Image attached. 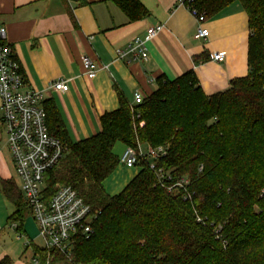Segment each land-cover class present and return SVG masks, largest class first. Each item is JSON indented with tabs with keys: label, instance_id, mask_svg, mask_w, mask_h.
I'll use <instances>...</instances> for the list:
<instances>
[{
	"label": "trees",
	"instance_id": "trees-1",
	"mask_svg": "<svg viewBox=\"0 0 264 264\" xmlns=\"http://www.w3.org/2000/svg\"><path fill=\"white\" fill-rule=\"evenodd\" d=\"M108 1L130 22L149 15L139 0ZM234 2L249 17V71L227 90L206 94L194 70L174 80L160 76L140 104L120 94L119 108L101 117L102 130L78 142L71 140L55 102L46 100L49 129L67 147L46 174L48 195L57 185L71 186L95 215L91 236L75 242L76 261L264 264V0H198L196 8L212 18ZM207 60L201 55L195 63ZM117 143L164 146L167 154L157 167L172 181L188 179L191 197L161 185L146 159L122 192L108 193L104 183L121 164ZM1 185L21 231L31 210L12 181ZM33 250L40 264H68L57 249L34 244Z\"/></svg>",
	"mask_w": 264,
	"mask_h": 264
},
{
	"label": "crops",
	"instance_id": "crops-1",
	"mask_svg": "<svg viewBox=\"0 0 264 264\" xmlns=\"http://www.w3.org/2000/svg\"><path fill=\"white\" fill-rule=\"evenodd\" d=\"M139 1L149 15L130 22L108 0H0V23L29 84L45 90L55 80L68 82L67 92H48L46 100L55 102L73 142L102 130L101 117L119 108L120 94L134 106V93L150 95L160 76L174 80L194 70L205 93L212 95L248 74L249 17L239 2L204 18L178 6V0ZM158 24L165 28L148 42V60L118 58L117 50ZM200 28L208 29L209 36L196 39ZM214 52H222L225 60H214ZM201 55L208 60L196 64ZM82 56L97 63L94 78L88 77ZM121 178L130 182L126 171ZM3 180L20 190L0 112V262L32 264L39 235L31 228L30 214L22 230L17 229L18 222L11 219L15 206L2 190Z\"/></svg>",
	"mask_w": 264,
	"mask_h": 264
},
{
	"label": "built area",
	"instance_id": "built-area-1",
	"mask_svg": "<svg viewBox=\"0 0 264 264\" xmlns=\"http://www.w3.org/2000/svg\"><path fill=\"white\" fill-rule=\"evenodd\" d=\"M198 0H178L192 14L203 17L196 8ZM163 24L150 27L145 35L135 36L128 44L117 50V56L128 62L148 60V42L164 30ZM209 36V30L200 28L196 39ZM213 58L222 62L225 55L214 52ZM82 61L89 78H94L98 65L87 56ZM69 90L66 80L51 82L47 89L39 90L31 86L21 71L20 64L12 45L7 40L6 27L0 23V112L6 131L7 146L11 152L15 170L20 182V190L27 207L35 219L39 236L48 249H57L67 258L68 264H86L74 259L75 242L79 237L89 238L93 233L94 214L91 207L71 186L57 185L53 195L49 196L46 174L64 158L67 147L51 133L47 123L45 102L47 93ZM145 99L141 91L134 93V104ZM167 154L164 146H148L146 151L126 146L120 156V163L128 168L137 167L141 159L149 160L150 168L155 172L158 182L169 191H180L184 198H190L186 178L172 181L171 174L157 167V160ZM172 181V183H168ZM32 264H40L38 257Z\"/></svg>",
	"mask_w": 264,
	"mask_h": 264
},
{
	"label": "rangeland",
	"instance_id": "rangeland-1",
	"mask_svg": "<svg viewBox=\"0 0 264 264\" xmlns=\"http://www.w3.org/2000/svg\"><path fill=\"white\" fill-rule=\"evenodd\" d=\"M124 151V147L121 143H118L115 147V152L116 154L120 157L122 155ZM144 151H146V148L144 147ZM123 171H126L128 176H129V181H131V179L139 172L137 167H133L132 169L129 170V168L125 167L123 164H120L116 170L114 171V173L108 177L105 181L106 185V189L107 191L111 194V195H116L119 194L120 192L123 191V189L126 187V185L128 184L127 180H121V176ZM32 215H30L29 217H31ZM32 220V224H31V228L33 230L34 233H36V235H39V230H38V226L36 224V221L33 217H31ZM36 240V244L43 246V240L41 239L40 236H36L35 237ZM62 264V263H60Z\"/></svg>",
	"mask_w": 264,
	"mask_h": 264
}]
</instances>
